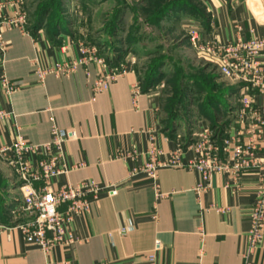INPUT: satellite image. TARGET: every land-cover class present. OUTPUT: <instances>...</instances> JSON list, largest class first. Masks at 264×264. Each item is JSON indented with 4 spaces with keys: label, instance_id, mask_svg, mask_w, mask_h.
I'll return each instance as SVG.
<instances>
[{
    "label": "crops",
    "instance_id": "0c3cea01",
    "mask_svg": "<svg viewBox=\"0 0 264 264\" xmlns=\"http://www.w3.org/2000/svg\"><path fill=\"white\" fill-rule=\"evenodd\" d=\"M22 1L0 0V14L14 18L22 13ZM201 1L210 27L206 30L197 20L189 26L200 42L264 37V0ZM81 39L75 32L51 38L43 28L31 34L25 28H0L4 49L0 53V80L4 76L16 85L12 93H6L0 82V110L9 113L0 120V144L10 143L17 135L34 145L49 142L52 118L60 129L76 133L63 143V163L69 170L48 183L36 181L34 189L89 179L99 185H116V195L99 193L88 211L76 215L66 226L78 242L55 245L47 252L24 240L15 228L20 216L0 213L4 227L0 228V264H147L156 240L161 245L155 257L158 264H245L244 255L248 264H264V235L247 254L249 212L258 187L253 172L238 181L217 173L199 196L194 188L200 175L193 169H159L157 182L162 196H157L144 174L131 176L135 164L146 162L150 138L161 152L160 159L178 149L183 161L195 154L183 127H175L171 134L163 132L158 86L148 92L140 90L133 100L132 86L140 84L134 63H122L124 71L97 93L91 91V85L109 68L96 63L79 66L66 76L49 74L39 81L36 68L77 59ZM198 53L216 69L215 60ZM234 92L233 116L225 120V132L244 127L235 116L240 94H250L254 105L264 109V94L240 86H234ZM196 126L198 130L210 127L202 118ZM131 151H135L134 160L126 157ZM29 158L35 163L38 156ZM3 165L8 191L17 198L22 181L10 166ZM211 205L224 211L206 210ZM128 226L130 230L119 232Z\"/></svg>",
    "mask_w": 264,
    "mask_h": 264
},
{
    "label": "built area",
    "instance_id": "2783aa9c",
    "mask_svg": "<svg viewBox=\"0 0 264 264\" xmlns=\"http://www.w3.org/2000/svg\"><path fill=\"white\" fill-rule=\"evenodd\" d=\"M24 26L25 19L22 13H18L14 18L0 14V28L17 27L23 30ZM189 41L194 49L215 60L217 73L230 84L240 86V89H250L264 94V37L236 38L226 43L215 40L200 42L197 35L191 32ZM78 47L79 57L75 60L56 62L49 68L37 67L36 76L39 81L49 74L66 76L79 66L96 63L109 68V71L100 73L91 85V91L97 93L107 89L116 75L124 71L123 65L110 67L83 39L78 41ZM3 50V45L0 43V53H3ZM130 62L134 63L132 60ZM0 82L6 93H12L16 89V85L4 76L1 77ZM139 92L140 84L136 83L131 89L133 100ZM237 108L235 116L238 122L243 124L242 129L233 128L232 131L225 132L220 141H215L208 129H200L199 139L192 143L194 157L188 161L180 159L179 149L167 153L166 158L160 159L161 152L150 138L146 162L141 165L135 164L130 169V174L131 176L144 174L152 183L157 196H162L157 182V171L161 168L186 167L197 171L200 181L195 186L194 192L198 196L210 186L217 173L226 174L233 181H238L248 172L256 174L258 187L249 212L248 254L258 246L260 238L264 235V109L256 107L253 96L247 93L239 95ZM8 114L1 109L0 120L8 117ZM50 134V141L42 144L27 143L20 135L15 136L10 143L0 144V158L14 169L18 179L22 181L20 195L10 203L8 212L20 216L15 228L20 231L24 240L40 246L44 252L55 245L71 246L77 243L66 226L76 215L85 214L90 202L95 200L99 193L104 191L114 196L117 190L116 185H99L89 179L78 184L69 183L53 189L44 187L35 190L33 184L36 181L48 183L53 177L65 174L69 170L63 163V143L75 137L76 133L72 130L60 129L51 118ZM32 155L38 156L35 163L30 161L29 157ZM126 157L134 160L135 151L127 152ZM210 209L216 212L224 211L214 205L206 210ZM153 217L155 218L156 215ZM0 228L4 227L0 225ZM130 229V226L122 227L119 232L124 234ZM200 232L202 235V230ZM154 243L153 250L147 256V264H158L155 257L161 245L157 240ZM244 257L245 264H248L247 256Z\"/></svg>",
    "mask_w": 264,
    "mask_h": 264
},
{
    "label": "rangeland",
    "instance_id": "374dc122",
    "mask_svg": "<svg viewBox=\"0 0 264 264\" xmlns=\"http://www.w3.org/2000/svg\"><path fill=\"white\" fill-rule=\"evenodd\" d=\"M21 5L27 25L50 5L46 22L77 33L97 55L112 60L121 55L123 63L132 60L142 75L152 63L162 62L156 71L162 77L158 87L163 122L177 115L173 127H183L188 143H195L201 107L212 105L209 124L214 129L208 127V131L218 141L225 120L233 116L235 96L230 89L234 85L220 76L189 41V26L197 19L190 13L199 12L201 0H23ZM3 163L7 164L0 158V199L10 204L15 197L8 191L9 184L4 185Z\"/></svg>",
    "mask_w": 264,
    "mask_h": 264
},
{
    "label": "trees",
    "instance_id": "16d2710c",
    "mask_svg": "<svg viewBox=\"0 0 264 264\" xmlns=\"http://www.w3.org/2000/svg\"><path fill=\"white\" fill-rule=\"evenodd\" d=\"M49 10H50V5L44 6L40 10V12H38L39 16L33 22H31L30 25L25 24L24 26L25 30L29 32L30 34L35 33L39 28H43L41 26L44 25L46 28H43V29L45 30V32H47V35H49V37L51 38L59 37L60 34L64 32L69 33L70 32L69 30H66V28H63L60 25L56 26L55 24L46 22V14ZM163 11H166V10H163ZM190 14L196 16L197 17L196 20H198L201 26L205 28L206 30L210 27L209 26V15L207 14L204 6L201 9H199V12H196V13L192 12ZM104 60H105V63H107L110 67H116V66L118 67L123 63L121 60V55H119L117 59L115 58L113 60L109 59L108 56H105ZM161 64L162 62L152 63L151 66L149 67V70L143 75L137 72L138 78L140 80V90L142 92H148L149 89L154 88L159 85V82L161 81L162 77H160L157 74L156 70L160 69ZM230 92L235 94L234 87L230 89ZM212 109H214L212 105H208L207 107H204V108L201 107L200 117L208 120L209 122L211 118ZM178 119L179 118L177 115H172L170 118H168V122L164 123L162 120L163 132L169 131L170 133L169 132L168 133L171 134L174 129L173 126L178 121ZM226 127H227L226 125H224V127H221L220 133H218L219 134L218 141H220L224 137V131L226 130L225 129ZM210 128L214 129V125H211ZM5 184H7V182L4 183V185ZM9 205L10 204L6 203L4 199L3 200L0 199V213L4 214V212L8 210Z\"/></svg>",
    "mask_w": 264,
    "mask_h": 264
}]
</instances>
